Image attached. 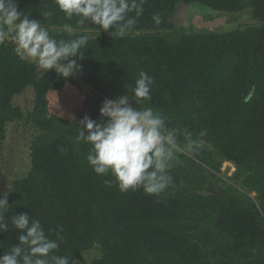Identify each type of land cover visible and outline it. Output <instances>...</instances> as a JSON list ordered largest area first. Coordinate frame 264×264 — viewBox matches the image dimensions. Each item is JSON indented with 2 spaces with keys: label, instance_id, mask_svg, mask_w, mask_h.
<instances>
[{
  "label": "trees",
  "instance_id": "trees-1",
  "mask_svg": "<svg viewBox=\"0 0 264 264\" xmlns=\"http://www.w3.org/2000/svg\"><path fill=\"white\" fill-rule=\"evenodd\" d=\"M15 2L54 39H89L77 60L81 71L68 78L43 74L17 56L12 42L0 44V159L9 124L25 121L36 132L30 169L7 196L0 256L18 245L10 217L25 213L40 220L50 239L63 229L53 254L67 255L69 264L94 248L99 256L90 264H264V0H147L123 36L91 24L82 30L54 0ZM182 4L226 14L249 10L255 23L186 31L172 21ZM154 13L161 14L159 26ZM65 23L76 29L72 35L61 30ZM141 71L154 78L143 106L178 128L182 145L185 133L192 139L207 133L198 153L180 155L171 170L175 187L160 198L109 187L111 176H97L87 163L91 146L76 142L80 121L100 122L106 99L126 92L131 98L129 86ZM27 88L32 107L24 112L14 100ZM220 162L234 167V184L218 177ZM212 181L220 191L204 194Z\"/></svg>",
  "mask_w": 264,
  "mask_h": 264
},
{
  "label": "clouds",
  "instance_id": "clouds-1",
  "mask_svg": "<svg viewBox=\"0 0 264 264\" xmlns=\"http://www.w3.org/2000/svg\"><path fill=\"white\" fill-rule=\"evenodd\" d=\"M146 3L147 0H54L67 20L78 18L76 24L82 30L87 31L86 25L91 24L120 36L136 27ZM152 21L159 26L161 14L154 13ZM61 30L69 35L76 31L68 23ZM88 39L87 35L54 39L38 19H30L19 11L15 0H0V44L12 42L17 56L35 62L43 74L53 70L68 78L80 72L82 66L77 60L84 58ZM153 83L154 78L141 71L134 86H129L131 98L126 92L116 99H106L99 111L100 122L88 116L80 121L76 142L91 146L87 163L97 176H111L105 181L109 187L115 186L121 193L142 190L160 198L167 189L175 187L171 170L180 163V155L198 153L207 133L200 132L196 139L185 133L187 143L182 145L178 139L180 130L168 128L164 115L143 106L151 99ZM8 205L7 194L0 196V233L8 230L4 222ZM10 220L18 233V245L0 256V264H69L67 255L53 254L63 241L62 228L55 233V239H50L39 219L22 213Z\"/></svg>",
  "mask_w": 264,
  "mask_h": 264
},
{
  "label": "rangeland",
  "instance_id": "rangeland-1",
  "mask_svg": "<svg viewBox=\"0 0 264 264\" xmlns=\"http://www.w3.org/2000/svg\"><path fill=\"white\" fill-rule=\"evenodd\" d=\"M189 8H191L189 10ZM187 7L184 16V10H177L173 16V23L176 27L182 25L186 31L209 30V31H227L234 27H246L254 24L251 20L249 10L240 13L226 14L221 12H211L200 5L193 4ZM37 65V64H36ZM38 67V65H37ZM39 68V67H38ZM39 71L43 70L39 68ZM74 80H76L74 78ZM79 82V81H78ZM84 88L87 85L79 82ZM83 90V89H82ZM14 104L19 106L24 112L32 107V89L27 88L21 96L14 100ZM36 132L21 121L12 123L7 126L6 138L3 142V151L0 159V195L9 194L11 183L17 179L24 177L30 169L29 148ZM234 174V167L226 162H220V173L218 177L226 181L227 184H234L231 180ZM212 181L210 185L203 190L204 194L215 193L220 191V186L214 185ZM254 197V193L250 194ZM99 256V251L94 248L80 255L75 264H90L93 258Z\"/></svg>",
  "mask_w": 264,
  "mask_h": 264
},
{
  "label": "water",
  "instance_id": "water-1",
  "mask_svg": "<svg viewBox=\"0 0 264 264\" xmlns=\"http://www.w3.org/2000/svg\"><path fill=\"white\" fill-rule=\"evenodd\" d=\"M182 9L185 11L184 12V16H185L186 10H187V6L186 5H183V4L176 8V11L174 12V14H176L177 10H182ZM174 14H173V16H174ZM172 19H173V17H172ZM249 98H250V96H248V98L246 99V101H248ZM214 185H216V184H214Z\"/></svg>",
  "mask_w": 264,
  "mask_h": 264
}]
</instances>
